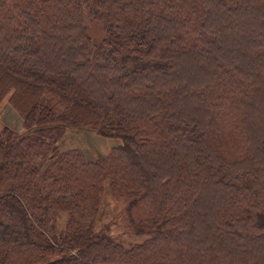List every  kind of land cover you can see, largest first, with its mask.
I'll return each mask as SVG.
<instances>
[{
	"label": "trees",
	"instance_id": "1",
	"mask_svg": "<svg viewBox=\"0 0 264 264\" xmlns=\"http://www.w3.org/2000/svg\"><path fill=\"white\" fill-rule=\"evenodd\" d=\"M8 94L0 264H264V0H0ZM84 130L118 144L58 151Z\"/></svg>",
	"mask_w": 264,
	"mask_h": 264
},
{
	"label": "rangeland",
	"instance_id": "2",
	"mask_svg": "<svg viewBox=\"0 0 264 264\" xmlns=\"http://www.w3.org/2000/svg\"><path fill=\"white\" fill-rule=\"evenodd\" d=\"M90 24L89 34L91 38L96 42L100 41L103 38L101 25L98 23ZM8 97L9 94L0 104V131L6 127L15 133L22 134L24 132L22 118L10 106ZM117 144L118 142L101 138L92 131H67L57 148L58 151L76 148L81 150L87 159L94 160L104 157ZM125 204V201L113 200L108 193L95 228L97 230L104 229L111 235L120 237V240L126 245L139 242L141 238L131 236V228L128 225L124 211ZM64 222L65 215H58L55 221L56 229L60 230Z\"/></svg>",
	"mask_w": 264,
	"mask_h": 264
}]
</instances>
